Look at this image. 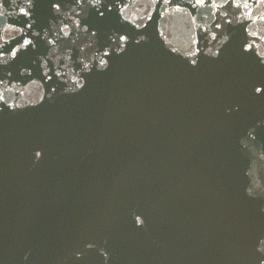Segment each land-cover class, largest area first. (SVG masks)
I'll return each mask as SVG.
<instances>
[{
  "label": "water",
  "instance_id": "1",
  "mask_svg": "<svg viewBox=\"0 0 264 264\" xmlns=\"http://www.w3.org/2000/svg\"><path fill=\"white\" fill-rule=\"evenodd\" d=\"M0 264H264V0H0Z\"/></svg>",
  "mask_w": 264,
  "mask_h": 264
}]
</instances>
